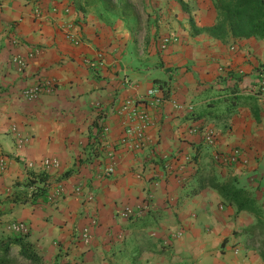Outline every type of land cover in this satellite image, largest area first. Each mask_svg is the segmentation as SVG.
<instances>
[{
  "label": "crops",
  "instance_id": "0c3cea01",
  "mask_svg": "<svg viewBox=\"0 0 264 264\" xmlns=\"http://www.w3.org/2000/svg\"><path fill=\"white\" fill-rule=\"evenodd\" d=\"M192 21L214 26V0H0V238L26 224L44 264H264L254 215L203 185L230 183L264 208V38L221 41ZM38 80L56 89L28 101ZM237 149L238 163L215 158Z\"/></svg>",
  "mask_w": 264,
  "mask_h": 264
},
{
  "label": "trees",
  "instance_id": "16d2710c",
  "mask_svg": "<svg viewBox=\"0 0 264 264\" xmlns=\"http://www.w3.org/2000/svg\"><path fill=\"white\" fill-rule=\"evenodd\" d=\"M217 21L214 26L197 28L192 21L196 34H208L221 41L264 38V0H214ZM171 174L177 176L178 170L172 169ZM45 175H40L47 182ZM44 177V178H43ZM218 190L229 206L241 211H249L256 218V224L250 228V233L256 237L259 244V254L264 261V208L258 206L248 190L236 189L230 183L218 182L215 178H205L203 185ZM36 187V186H34ZM45 194L43 189L33 188L32 196L40 198ZM19 252L13 255L14 250ZM0 264H44L36 246L29 240V233L24 235H8L0 238Z\"/></svg>",
  "mask_w": 264,
  "mask_h": 264
},
{
  "label": "built area",
  "instance_id": "2783aa9c",
  "mask_svg": "<svg viewBox=\"0 0 264 264\" xmlns=\"http://www.w3.org/2000/svg\"><path fill=\"white\" fill-rule=\"evenodd\" d=\"M66 35H67L68 41H70L72 44L77 45L82 41V39L80 37H78V35L73 33V30L70 26H67ZM18 43H19L18 40H16V39L13 40L14 45H17ZM162 44L164 46H166V44H168V42L165 41ZM39 54H40L39 49L33 50V52L30 54L29 58L34 57V56L39 55ZM104 58H105L104 53L101 51L98 52L97 58H96L97 61L101 62L102 60H104ZM12 61L18 66V69L20 71H23L27 67V60L21 59L19 56H14ZM88 64H91L90 60L88 61ZM55 89H56V84L53 80H43V81L38 80V82L34 86L27 88L23 92V95L28 99V101H37L44 92L51 93V92H54ZM261 90L264 91V82L262 83ZM155 93H156V91L152 90L149 92V95L154 96ZM175 105L177 108H182V106H180L178 103H175ZM190 109H192V108H190ZM215 139H216V133H215L214 129H209L208 133L205 135L203 140L207 144H212L215 141ZM215 158L220 164H223V165L235 164V163H238L240 161V159L242 158V152L239 149H237L234 152H232L231 154L217 153ZM59 165H60V163H59L58 159H47L44 161L45 171H48L51 169H56L59 167ZM32 167L33 166L30 165V168H32ZM166 169H167L166 172L170 174L173 168L168 166ZM114 170H115V166H114V164H111L110 166L105 168L101 173H99L100 178L109 177L110 175H112L114 173ZM175 177H176L179 184H181V185L184 184V177L180 173V170H178V174ZM65 194H66V188H65V186H62L52 195H48L47 199L50 203H55L58 199L63 197ZM73 194L78 196V197L85 198V200H91L94 197L93 192L90 191L89 187L85 186V185L74 186L73 187ZM13 229L17 233H19L20 235H24V234L28 233V227L24 223H16L13 226ZM177 235L179 236L180 234H177ZM177 235H175V236H177ZM78 239H79V242L83 246H87L91 243L92 235L88 229H84L81 233L78 234ZM167 244H168V242L166 243V245Z\"/></svg>",
  "mask_w": 264,
  "mask_h": 264
},
{
  "label": "rangeland",
  "instance_id": "374dc122",
  "mask_svg": "<svg viewBox=\"0 0 264 264\" xmlns=\"http://www.w3.org/2000/svg\"><path fill=\"white\" fill-rule=\"evenodd\" d=\"M148 26H149V25H148ZM148 26H147V27H148ZM150 27H151V26H149V28H150ZM152 29H153V28H152ZM151 43H152V41H148V42L146 41V42L144 43V44H145V47L148 48L149 45H150ZM153 43L156 44V43H158V41L155 40V42H153ZM162 43H163V42H162ZM154 44H153V45H154ZM151 45H152V44H151ZM161 47H162V44H161Z\"/></svg>",
  "mask_w": 264,
  "mask_h": 264
}]
</instances>
